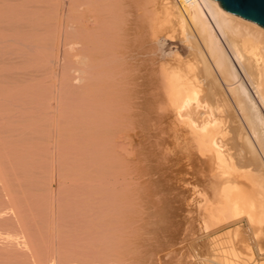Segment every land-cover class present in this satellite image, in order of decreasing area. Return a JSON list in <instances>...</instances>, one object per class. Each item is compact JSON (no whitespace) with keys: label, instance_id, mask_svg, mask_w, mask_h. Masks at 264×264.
Masks as SVG:
<instances>
[{"label":"bare ground","instance_id":"1","mask_svg":"<svg viewBox=\"0 0 264 264\" xmlns=\"http://www.w3.org/2000/svg\"><path fill=\"white\" fill-rule=\"evenodd\" d=\"M73 2L84 38L60 88L89 102L73 135L82 192L70 220L57 203L45 233L17 226L0 264H154L177 233L181 264H264V28L216 0ZM178 188L198 233L172 217Z\"/></svg>","mask_w":264,"mask_h":264},{"label":"rangeland","instance_id":"2","mask_svg":"<svg viewBox=\"0 0 264 264\" xmlns=\"http://www.w3.org/2000/svg\"><path fill=\"white\" fill-rule=\"evenodd\" d=\"M20 1L0 0V144L2 143L0 145V166H3L2 168L0 167V210L5 208L6 205L8 206L7 200L10 197L11 204L14 205L13 207L18 214V223L15 218H12L14 222L10 218V216L13 217V214H11L12 210L8 209V214L5 215V217L9 216L7 217L8 219L0 214V220H2L0 221V234H2V236L0 235V240H4L3 243L0 241L2 243L0 245H4L12 235V232L14 233L18 230V228L15 230L17 226H23L25 231L33 227L30 230L31 232L26 231L30 235L33 234L32 237H36L34 233L38 230L39 233H45L46 229L51 225L49 222L52 221L51 214L53 212L57 218L56 211L58 208L56 209V207H58V204L61 205L63 216L66 214L64 218L70 220L72 215L67 214L73 213L77 202V197L74 199L75 197L73 198L72 196H75L80 191L82 192L81 183H77L80 175L76 172L78 162L75 155L77 156L79 147L76 146L73 135H75L78 119L80 120V117L85 113L83 107L87 106L89 102L81 99V95L77 99L78 94L73 93L69 85L64 87L61 84L60 88L62 81L61 69L65 62L68 65L67 61L70 60L73 52L72 45L75 43L74 46L77 47L76 41L79 40V37L84 38L82 32L78 33L82 31L81 28H79L80 30L78 29L79 24H75L77 19L75 20L76 9L74 2L73 0H22L24 3ZM75 34L79 37L76 36L75 38ZM168 48L167 52L172 50L171 47ZM162 52H164L163 49L159 53L163 56L166 55V53ZM66 67L68 68V66ZM142 88H145V86L140 89ZM148 88L143 90H146V92L150 91ZM13 101L16 102L14 103ZM84 102L87 103L85 104ZM50 104H52V107H50ZM56 139L61 141H58L59 147H57L58 145L56 146ZM64 165L67 166L64 167ZM64 169L65 171H63ZM57 174L60 175V178ZM1 176L3 177L1 178ZM77 176L79 177L77 178ZM58 180H61L63 185L66 184L64 185L66 188L62 185L58 186ZM67 180L71 181V185H69L70 182ZM74 180L77 181L74 182ZM42 182L45 184L41 185ZM67 186H71L70 189ZM59 189H61L60 192ZM180 189H177L179 193L178 196L176 195V204L173 202L174 209L171 214H173V218L177 217L174 218L175 223H179L182 230L187 231L192 223L189 220V216L195 214L200 208L193 202L196 196L192 195V192H188L187 196L185 193L187 190L182 188L181 191ZM47 191L51 192L52 196ZM182 192L183 195L181 194ZM69 194L70 196H68ZM184 195L187 196V199L184 198ZM190 196L192 197L191 200ZM44 198L46 200L51 199V202L48 201L50 208H48V203ZM38 202L40 203L38 204ZM2 204L6 205L3 206ZM65 206L68 207L65 208ZM51 208L54 209L51 210ZM49 209L51 211H48ZM187 212L192 214L188 215ZM47 214L50 215L48 216ZM15 224L16 226L12 228ZM47 225L49 226L47 227ZM193 225L198 227L196 223ZM193 225L191 227H194ZM1 227L3 228L1 229ZM195 227L193 232L198 233L199 227ZM4 228L10 231L9 235ZM195 229L197 232H195ZM2 230L5 234L1 232ZM191 230L189 229V231ZM193 232L191 231V233ZM37 235L39 237L38 233ZM178 236L180 235L177 233L171 242L174 248L172 246V248L167 247L169 249H165L167 252L160 250V253L153 254L154 264H158L160 259V262L162 261L164 264H169L170 262L172 264H181L182 260L191 258V249L184 246L186 243H178L180 241ZM204 236L205 234L199 235L198 239L201 240L200 238H204ZM170 250L173 253H170ZM167 253L169 254L166 255ZM164 255L166 256L164 257ZM155 256L157 257L155 258Z\"/></svg>","mask_w":264,"mask_h":264},{"label":"water","instance_id":"3","mask_svg":"<svg viewBox=\"0 0 264 264\" xmlns=\"http://www.w3.org/2000/svg\"><path fill=\"white\" fill-rule=\"evenodd\" d=\"M226 11L264 28V0H216Z\"/></svg>","mask_w":264,"mask_h":264}]
</instances>
